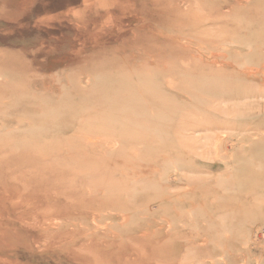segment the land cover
Instances as JSON below:
<instances>
[{"label": "rangeland", "instance_id": "rangeland-1", "mask_svg": "<svg viewBox=\"0 0 264 264\" xmlns=\"http://www.w3.org/2000/svg\"><path fill=\"white\" fill-rule=\"evenodd\" d=\"M0 264H264V0H0Z\"/></svg>", "mask_w": 264, "mask_h": 264}]
</instances>
